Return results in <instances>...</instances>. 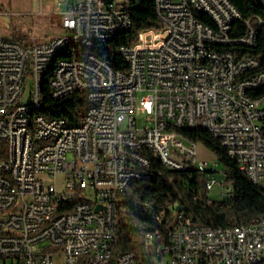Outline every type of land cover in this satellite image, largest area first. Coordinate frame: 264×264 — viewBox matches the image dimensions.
<instances>
[{"label":"built area","instance_id":"2783aa9c","mask_svg":"<svg viewBox=\"0 0 264 264\" xmlns=\"http://www.w3.org/2000/svg\"><path fill=\"white\" fill-rule=\"evenodd\" d=\"M155 12L161 28H146L135 43L118 47L125 71L97 62L93 53L108 32L132 25L124 0H73L66 10L55 0L62 35L27 45L0 39V144L6 148L0 158V263L105 264L107 245L126 213L130 170L152 177L148 154L171 170L206 174L209 193L219 172L198 161L196 143L183 129L210 133L264 188V94L257 95L264 71L257 57L242 53L256 46L250 21L243 35L233 36L242 17L229 0H155ZM197 14H211L212 22L197 21ZM216 24L228 26V34L216 31ZM61 38L71 46L92 40V50L75 53L55 71L51 97L83 93L93 106L91 117L69 124L38 114L15 124L29 105L42 104L35 82ZM27 83L30 94L21 102ZM137 113L145 116L143 126ZM33 137H42V145H33ZM16 144H31V152H16ZM59 176L65 178L61 186ZM222 190L231 196L225 182ZM69 200H80V207L64 210ZM147 241L153 243L152 234ZM165 257L167 264H264V215L252 225L209 232L197 217L178 213ZM129 261L142 264L134 253H122L121 264Z\"/></svg>","mask_w":264,"mask_h":264},{"label":"trees","instance_id":"16d2710c","mask_svg":"<svg viewBox=\"0 0 264 264\" xmlns=\"http://www.w3.org/2000/svg\"><path fill=\"white\" fill-rule=\"evenodd\" d=\"M229 1L242 17V20L233 25V36L243 35L247 30L245 22L250 21L257 33L256 46L253 49H242V53L257 57L261 63L259 70L264 71V23L257 21L258 16L264 18V8L255 0ZM124 10L132 19L130 28L118 34L111 42L93 50L99 59L120 71L127 70L128 66L118 53V47L135 43L140 32L146 28H161L155 12V0H130ZM196 18L206 21L200 16ZM20 44L25 45L23 42ZM55 64L56 61L53 60L42 77L41 101L44 107L41 115L50 120L78 124L91 104L83 93H75L60 101L52 99L49 85ZM261 94H264V85L257 92V95ZM182 134L196 144L202 143L217 156L223 165L225 185L232 188L231 196H227L228 199L222 204L210 202L206 174L196 168L184 173L171 170L153 154H148V170L152 177L132 182L126 192H123L126 213L119 218L117 239L109 264H116L117 258L125 252L134 253L142 264H163L158 250L168 243L174 217L178 213L191 214L204 225L213 228H223L235 222L252 225L264 215V188L252 183L240 171L238 165L228 157L210 133L196 128L183 129ZM5 149V145L0 144V158L5 157ZM149 234L158 235V238L149 243Z\"/></svg>","mask_w":264,"mask_h":264},{"label":"rangeland","instance_id":"374dc122","mask_svg":"<svg viewBox=\"0 0 264 264\" xmlns=\"http://www.w3.org/2000/svg\"><path fill=\"white\" fill-rule=\"evenodd\" d=\"M63 2V9H67V4L73 0H60ZM55 0H0V39H7L16 42H23L25 45L33 41L44 43L51 41L63 34L62 23L59 16L53 13ZM50 63L49 67L51 66ZM30 94V85L24 86V96L21 102L27 101ZM138 125H144L145 116L137 113ZM198 149V161L207 162L211 166L216 165L218 185L208 194L210 202L222 204L228 197L223 195L222 186L224 176L222 173L223 165L217 156L207 149L202 143L196 144ZM70 159V156L68 157ZM64 177L59 176L57 182L59 186L64 183ZM49 180L48 183H52ZM168 263L165 257L163 264ZM3 264V263H0ZM12 264V263H9ZM60 264V263H55Z\"/></svg>","mask_w":264,"mask_h":264},{"label":"bare ground","instance_id":"6f19581e","mask_svg":"<svg viewBox=\"0 0 264 264\" xmlns=\"http://www.w3.org/2000/svg\"><path fill=\"white\" fill-rule=\"evenodd\" d=\"M129 2L130 0H124V8ZM197 16L203 17L206 20V21H201L200 19L199 20L197 19V21L199 22H207V19H209V22H212L211 14H197ZM127 18H130L129 15H127ZM257 21L260 24L264 23V20H257ZM130 26L131 23H124V26L118 27L117 29H113L110 32H108V35L104 37V44L111 42L118 34L129 29ZM216 31H220V34H228V26H223V24H216ZM71 44H79V37H71ZM89 50H92V40H83L80 41V45L71 46L68 45V38L59 39V43L55 44V52L52 53V57L49 58L48 62H45L44 67H42V71L39 72V75L37 76V82H35V92L39 93V102H42L41 101L42 77L43 74L47 71V68L49 67L50 63L53 60L56 61L52 74V76H54L55 71L60 69V66H62V64H64L65 61L75 59V53H82V51H89ZM97 62H104V61L97 57ZM262 86L263 85H261V87ZM43 107H44L43 104L29 105L28 115H19L15 117V124L18 125L27 124L28 122H30V117H38V114H41ZM91 113H93V106H90L85 111L84 117H91ZM33 145H42V137H33ZM16 152H31V144H16ZM165 166L170 169V165H165ZM130 177H132V179H130L129 183L126 184V189L129 187V185L132 182L148 178L147 175H143L141 169L130 170ZM79 207H80V200L63 201L64 210H71L72 208H79ZM261 218H263V216ZM219 230H221V228H213L209 226V232H218ZM157 238L158 235H152V241H154ZM116 239L117 236H114L113 241H111V243L107 245L108 260L107 262H105V264L110 263ZM163 247H166V244L162 245L158 250L159 256L162 258H163ZM116 264H121V255L117 258ZM129 264H139V262L129 261Z\"/></svg>","mask_w":264,"mask_h":264},{"label":"water","instance_id":"95a60500","mask_svg":"<svg viewBox=\"0 0 264 264\" xmlns=\"http://www.w3.org/2000/svg\"><path fill=\"white\" fill-rule=\"evenodd\" d=\"M261 7L264 8V0H255Z\"/></svg>","mask_w":264,"mask_h":264}]
</instances>
